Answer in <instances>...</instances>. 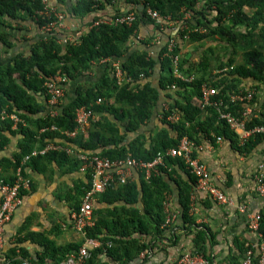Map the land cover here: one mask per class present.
Wrapping results in <instances>:
<instances>
[{"label": "trees", "instance_id": "trees-1", "mask_svg": "<svg viewBox=\"0 0 264 264\" xmlns=\"http://www.w3.org/2000/svg\"><path fill=\"white\" fill-rule=\"evenodd\" d=\"M56 1L65 6V0ZM121 2L133 6L130 11L136 13L137 21L132 26L95 25L99 19H111L130 12L117 10L114 14H105L108 7ZM73 3L69 13L75 18L84 21L92 17L90 22L84 24L90 29L77 43L63 45L60 43L61 32L44 33V37L32 45L29 55L18 54L0 65V150L9 144L10 137L21 135L23 138L20 152L14 154L10 161L15 169L33 150L38 147L41 150L53 141L65 142L75 154L69 155L64 150L53 151L45 156L34 157L29 162H37L42 158H61L62 163L69 164L72 169H80V152L113 161L130 156L150 162L158 152L178 146L184 137L196 145L201 135L211 138L212 132L230 139L240 152H249L264 137L261 134L252 136L241 146L238 136L219 119L218 111L214 107L203 108L201 94L203 84H209L210 88L217 89L214 99L223 100L224 111L242 116L246 104L232 103L230 97L247 91L241 87L242 81H253L256 88L264 85V0H75ZM44 7L43 0H0V44L6 50L13 48V35L16 32L22 33V23L31 22L38 30L46 26L49 19L41 14ZM147 7L178 23V30L168 34V38L176 39V49L169 52L166 43L158 59L149 55L148 47L151 46L148 40L141 41L142 49L133 50L137 44L133 39L137 38L140 27L159 29L146 14ZM186 13L190 15L189 19H185ZM187 42L207 47L196 65L181 54ZM177 55L180 57V72L185 76L197 75L191 83L175 78L173 59ZM103 60L120 62L123 75L131 77L135 84L125 82L119 86L116 70L110 64L102 81L90 88L80 86L77 97L59 106L56 117L50 115L47 105L37 101L41 95L48 102L44 85L58 72L67 77L64 84L66 88L68 81L79 79L91 64ZM213 63L216 69L221 70L217 75L211 73ZM157 67L161 72L158 88L150 82L139 83L141 75L148 80ZM225 68L227 70L223 71ZM173 85H176L174 90ZM255 87H251V90H255ZM161 91H171L167 96L168 108L162 115L165 127L151 138L149 148L143 134L126 144L127 135L139 133L152 118ZM98 98L105 100L102 105L95 106L100 117L91 122L86 134H79L74 139L66 138L62 132L76 128V110L82 106L95 105ZM255 102L256 96L250 105ZM3 112L18 115L28 125L19 123L18 129L14 130L11 119H2ZM172 113L180 115L177 123L172 124L167 120ZM205 114L207 118L203 121L202 116ZM261 117L247 118L248 128L264 126L263 113ZM53 126L58 130H52ZM171 132L176 136H172ZM176 167L190 177L191 183L173 179L170 171L174 170L177 174ZM168 179L179 188V211L183 218L181 229L195 233V253L202 254L209 260V264H213L212 256L206 253L208 228L197 225L191 214L192 185L196 187L197 179L190 174L180 158H167L165 167H160L149 181L143 175L140 188L138 183L128 181L124 185L112 186L104 193V196L113 198H105L109 203L124 202L125 206L110 211L108 218H96L94 226L85 229L86 239H98L103 243L102 248L93 250V256L86 264H100L103 255L117 264H135L142 253L146 252L148 256L156 244L164 240L165 231L173 230V226L168 228L165 224L167 215L163 207L166 193H172ZM90 187L89 180L81 195ZM141 200L142 211L137 207ZM259 213L260 233L264 237V205ZM108 243L112 244L110 248L107 247ZM80 246L56 248L55 252L66 258ZM247 250L248 247L239 246L240 256L234 257L232 262L242 264ZM147 256L142 264H145ZM10 260V264H22L24 261Z\"/></svg>", "mask_w": 264, "mask_h": 264}, {"label": "crops", "instance_id": "crops-1", "mask_svg": "<svg viewBox=\"0 0 264 264\" xmlns=\"http://www.w3.org/2000/svg\"><path fill=\"white\" fill-rule=\"evenodd\" d=\"M72 1L75 2V0H65L64 6L63 4H58L56 0H48L52 7L57 8L65 16L64 28L57 30V32H61L60 43L63 45H66V43H63L62 40L66 39L69 40L68 43H77V40L90 29L84 24L92 20V17H88L81 21L70 14L69 10L73 6ZM132 8L133 6L126 5L124 2L116 3L115 6L108 7L105 14H114L117 10L128 12ZM173 25L178 26V23L175 22ZM21 27L24 28L21 34L13 31L16 32L13 35L15 44L13 48L6 50L0 44V65L7 63L8 59L18 54L29 55L32 45L44 37L42 29L38 30L31 22L22 23ZM169 32L174 33L171 27H165L162 31L160 29L155 30L152 26L140 27L137 38L133 39L137 43L133 50L142 49L141 41L148 40L151 46L150 48L148 47L149 55L158 59L161 48L168 42ZM157 40H159V43H157ZM205 48L200 47V44L187 42L183 46L181 54L196 65L200 62V57ZM116 62L118 61L108 60L93 63L79 79L72 82L68 81L69 84L64 88L65 93L60 106L73 101L77 97L80 86L90 88L97 85L108 73L110 64L114 67ZM211 69L213 70L211 72L212 75H217V73L221 72V70L216 69L214 63ZM226 70L227 68L223 71ZM160 73L157 67L150 79L141 80L139 83L150 82L158 88ZM194 76L196 77L197 75L193 74ZM240 85L247 90L255 87L253 86L255 85L253 81H242ZM208 86L210 87L209 84ZM168 93H171V91H161L160 101L152 118L139 133H129L126 138V144L130 143L139 134H143L147 139V147L149 148L151 138L165 127L162 123V115L163 111L168 108ZM255 94L257 102L254 105H250L251 112L248 118L252 116L262 118L261 114H264V85L255 87ZM37 101L47 105V108L49 107L48 111H51L44 96H38ZM99 117L100 114L97 113L95 121ZM206 118V114L202 116L203 121ZM111 119L113 120L112 117ZM20 120V123L27 124L24 120ZM90 124L80 131L79 134H86ZM13 129H18L15 122H13ZM121 131L124 133L123 127H121ZM171 134L176 136L175 133L171 132ZM219 137L222 139L221 141H218ZM198 141L195 147V156L207 166L213 184L231 199L232 204H220L210 196L198 191L192 185L191 214L195 217L197 225L208 228L206 253L212 256L213 264H235L232 261L234 257L240 256L239 246L248 247V250L253 249L257 253L256 245L258 240L254 233L249 230L248 215L259 213L264 205V198L260 197L255 190L257 169L259 164L264 162V137L249 152H240L230 139L213 132L211 133V138L201 135ZM22 142L23 138L21 135L12 136L9 144L3 150H0V178L9 182L15 179L18 168L15 169L10 161L13 160L14 154L20 152L19 146ZM52 143L60 148H67L63 141H53ZM37 149L40 148L38 147ZM61 150L58 151L60 152ZM175 170L177 174L174 170L170 171L173 179L191 183L187 174L179 170L178 167ZM22 175L30 181L31 187L21 192L22 203L14 212L10 222H7L4 226L2 234L3 248L0 253L6 259L18 261L23 259L31 264H59L65 258L55 252L56 248L83 245L86 242L85 233L74 229L71 215L77 210L76 206L78 204L81 205L83 198L81 193L85 189L89 177L79 168L72 169L69 164L62 163L61 158L57 160L42 158L37 162H27L23 166ZM143 175L142 172L133 169L128 181L138 183L140 188V180ZM170 184L172 193H166L163 207L167 215L166 221L169 215H176V218L169 225L165 223L168 228L173 226V230H166L164 240L159 241L153 251L149 252L148 256L146 252L142 253L135 264H142L146 256L145 264H171L187 252H196L194 245L195 233H187L181 229L183 218L179 211L181 207L179 204L180 192L178 185L171 181ZM119 185L117 184L116 186ZM104 195L103 193L94 196V221L99 217L108 218L110 211L125 206L124 202L109 203L105 198L109 200L113 198ZM166 200L169 201V206L167 207L164 204ZM241 205L247 206L246 213L240 211ZM137 207L141 211L143 210L142 200ZM100 260V264H117L104 255L100 257Z\"/></svg>", "mask_w": 264, "mask_h": 264}, {"label": "built area", "instance_id": "built-area-1", "mask_svg": "<svg viewBox=\"0 0 264 264\" xmlns=\"http://www.w3.org/2000/svg\"><path fill=\"white\" fill-rule=\"evenodd\" d=\"M45 5L44 11L41 12L42 16L47 17L49 22L42 28V31L46 34L55 32L64 28L65 16L59 12L57 8L52 7L48 0H43ZM146 14L155 22L160 31L164 30L166 26L171 27L172 32L178 30L177 25L168 17L161 16L158 12L147 7L145 8ZM190 15L185 14V19H189ZM137 21L136 13L130 11L123 15H118L115 18L107 19L102 18L95 22V25L110 24L115 26H132ZM46 34V35H47ZM188 38V36L186 37ZM68 39L62 40L63 43H68ZM159 43V40H157ZM168 51L172 52L176 49L178 43L174 37H170L167 42ZM108 60H103L105 62ZM180 57L177 55L173 59L174 76L175 78L182 80L186 83L194 81L193 76H185L179 70ZM116 70L117 84L122 86L124 82L134 84L135 81L131 77H125L120 68V62H116L114 65ZM144 75L140 76V80H144ZM67 82V77L58 72L55 76L49 79L44 87L46 95L49 97L48 105L51 108L49 112L52 117H56L59 113V106L64 96V84ZM172 89H176V85L172 86ZM217 89L210 88L207 83L203 84L201 88L202 94V106L203 108L214 107L219 114V119L224 121L229 128L238 136L239 144L244 146L248 140L255 135H264V126H255L248 128L247 118L251 112L250 104L255 98V90H247L246 92H240L231 96L232 103H244L247 108L242 116H236L232 112L224 111L223 100H215L217 95ZM105 102L103 98H98L95 105L82 106L76 110L75 122L76 128L72 131H63L62 134L69 139H74L78 136L79 132L84 130L89 123L95 121L96 111L95 106H100ZM9 118L15 125L20 123V118L16 114L3 113L2 119ZM180 119L178 113H172L167 117L170 123H177ZM52 130H58L53 126ZM222 139L219 137L218 141ZM196 145L188 137H184L180 140L178 146L169 148L165 151L157 153L155 158L150 162L137 160L132 157H127L122 160H110L98 155L90 156L85 153L78 154V160L81 162L80 170L87 174L90 180L91 187L87 190L82 198L81 205L71 215V222L75 230L84 233L86 228L93 227L95 224L93 218V200L97 194L105 193L110 187L117 184L124 185L131 176V170H138L144 174L146 180H150L154 174H157L160 167H165V160L167 158H180L184 162L187 170L196 179V188L203 194L210 196L213 200L220 204H232V201L223 191L217 188L213 182L211 174L207 166L202 163L195 156ZM65 150L67 154H75L72 148H60L59 146L48 142L47 145L41 150H33L30 154L24 157L21 165L17 169L16 177L13 181L9 182L4 179H0V252L3 248V230L7 222H10L14 212L22 203L21 192L23 190L30 189V181L23 177L22 171L25 163L29 162L32 158L38 156H45L49 152ZM23 165V166H22ZM256 180V193L264 198V162L260 163L255 176ZM165 206H169V201H165ZM240 211L245 212L247 210L246 205L240 206ZM176 218V215H169L166 224L169 225L172 220ZM260 213H253L248 215V227L251 232L256 236L258 243L256 245V252L251 249L245 254L242 264H264V237L260 233ZM86 242L81 245L78 250L71 252L63 261L59 264H86L93 256V250L103 247V243L98 239H86ZM112 244L108 243L107 247H111ZM11 260L4 258L0 253V264H10ZM22 264H31L24 260ZM171 264H209V260L202 254L187 252L180 258L172 262Z\"/></svg>", "mask_w": 264, "mask_h": 264}, {"label": "rangeland", "instance_id": "rangeland-1", "mask_svg": "<svg viewBox=\"0 0 264 264\" xmlns=\"http://www.w3.org/2000/svg\"><path fill=\"white\" fill-rule=\"evenodd\" d=\"M189 49H191V48L189 47ZM189 49H188V50H189ZM220 53H221L220 55H222V51H221Z\"/></svg>", "mask_w": 264, "mask_h": 264}]
</instances>
